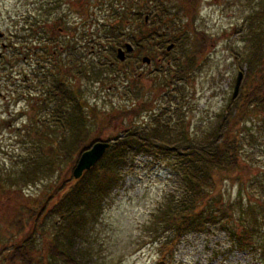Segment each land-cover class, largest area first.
Returning a JSON list of instances; mask_svg holds the SVG:
<instances>
[{"label":"trees","instance_id":"16d2710c","mask_svg":"<svg viewBox=\"0 0 264 264\" xmlns=\"http://www.w3.org/2000/svg\"><path fill=\"white\" fill-rule=\"evenodd\" d=\"M91 1L76 0L74 3L83 7L80 13L88 15L87 7ZM97 1L105 8L106 16L94 21L96 31L90 36L89 43L98 49L105 44L110 45L109 62L99 56L98 65L78 66L73 56L77 42L73 38L69 36L62 40V44L50 42L53 32L48 31L51 27L47 25V20L54 15L53 24L64 22L62 15L56 12L62 0L46 1L45 20L37 19L31 24L24 21L19 31L7 38V43H1L3 51L9 52L5 55L0 52L1 73L7 78L19 73L21 79L33 75L39 92L30 98L33 103H29V110L26 111L30 128L28 130L26 126L24 134L27 139L21 140V144L31 142V160L26 165L24 160L21 161L23 168L14 174L0 175V182L9 180L12 185L19 186V190L43 180L47 183L34 206L22 202L17 204L10 216L0 217L7 229L3 231L6 236L0 230V264H90V260L83 259L79 245L89 228L99 221L110 195L122 185L125 168L130 167L136 157L164 162L175 176L174 188L164 196L152 214L151 234L153 239L162 237L161 253L174 251L186 236H205L215 228L226 234L230 244L228 251H251L264 257V186L259 187L260 192L252 190L264 184V177L251 180L250 191L246 189L243 192L241 184L233 205L230 203L224 207L220 192L223 181L233 179L232 175L242 169L244 142H256L258 132L264 133L263 34H257L259 40L254 44L255 49L248 60L249 70L238 94L235 98L231 96L217 122L208 129L190 133L183 121L184 112L179 111V107L172 109L166 106L158 113H151V123L147 126L133 125L120 135L100 140L99 135L92 136L90 131L91 118H97L96 109L85 103L79 89L70 88L66 73L61 70L63 62L56 59L47 73L39 72L44 70L48 57L57 52L58 45H62L69 55L67 70L79 74L91 71L95 80H101V74L113 71V61H117L115 48L122 47L124 41L133 45V52L149 56L154 54L153 46L154 50H162L165 55L164 47L168 42L173 43L175 48L180 45L181 55L169 64L165 63L160 69L162 77L156 84V93L172 101L194 69V59L201 53L198 43H203V38L195 39L191 45L193 48L186 49V30L172 29L175 7L170 0H146L152 5L150 7L146 3L145 8L140 7V0H129L126 5L118 7L113 2L108 5V0ZM195 2L191 0V5L195 6ZM108 10L111 11L109 22ZM81 36L87 35L82 33ZM30 55H35L31 65H35L37 71L31 75L15 71L16 63L28 59ZM128 58L130 55H126V63L130 61ZM138 58H133V62H137L135 59ZM256 71L260 73L259 81L252 82L250 88H244L251 83L249 77ZM24 83L30 82L25 80ZM144 105L137 112L151 107V104ZM173 113L179 117L174 128L169 125ZM253 115L259 116L254 131ZM99 141L108 143V149L81 178L74 179L72 169L79 156ZM234 214L240 229L231 227ZM51 220L54 222L50 226L48 222Z\"/></svg>","mask_w":264,"mask_h":264},{"label":"rangeland","instance_id":"374dc122","mask_svg":"<svg viewBox=\"0 0 264 264\" xmlns=\"http://www.w3.org/2000/svg\"><path fill=\"white\" fill-rule=\"evenodd\" d=\"M46 1L49 0H0V33L3 35L0 37L1 53H9L3 51L1 43H7V38L11 33L19 31L24 21L31 24L37 19H46ZM62 1L56 12L62 15L64 22L53 24L54 15L47 20V25L51 27L48 31L53 32L50 42L62 44V40L69 36L73 38L74 42H77L73 56L78 66H88L90 63L98 65L99 56L109 62L110 45L105 44L102 49H98L96 46L91 47L89 43L90 36L96 31L94 21L97 18H105V8L97 0H92L86 15L79 12L83 7L74 3L76 0ZM118 1L108 0V5L113 2L115 7H118L129 2ZM195 1V6H192L191 0H170V4L175 7L172 29L186 30L189 38L186 49L189 51L193 48L191 45L193 41L195 43V39L202 37L204 40L203 43H198L201 53L194 59L193 71L181 84L178 93H173L175 100L169 101L157 94L156 84L162 77L160 69L165 63L169 64L181 55L180 45L176 48L173 45L168 55H163L162 50H154L153 46L154 59L147 65L142 63L141 57L135 59L137 62H133L134 57L130 56L129 62L126 63L127 59L123 61L124 65L116 58L117 61H113V71L101 74V80L93 79L91 71L79 74L74 70H67L69 55L64 52L62 45H58L57 56L54 55L50 59L48 57L49 61L43 66L44 70L39 72L47 73L48 67L56 59L63 62L61 70L66 73L65 78L68 79L70 88L75 91L79 89L85 103L96 109L97 118H91L90 131L92 136L99 135L100 140L120 135L133 125L147 126L151 123V113H158L166 106L172 109L179 107V111L184 112L183 121L190 133H193V130L208 129L217 122L218 115L230 102L238 73H242V81L247 74L248 60L255 49V42L259 40L257 34L262 33V38L264 36V0ZM148 2L140 0V7L145 8L146 3L151 7L152 4ZM151 9L153 10V7ZM110 14L111 11L108 10V22L111 21ZM168 32L172 34L171 30ZM82 33L87 36H81ZM125 42L129 43H123ZM170 44L173 43L168 42L164 50ZM33 56L30 55L28 59L16 63L15 71L24 75L37 71L36 66L31 65L34 64L35 55ZM157 58L161 59L160 62ZM17 74L7 78L0 68V175L3 177L23 168L21 161L24 160L26 165L33 154L31 142L21 144V140L27 139L24 130L26 126L29 130L30 125L26 111L33 103L30 98L39 92V85L33 75L21 79L22 75ZM258 77L260 73L256 71L249 77L251 83L246 84L244 88H250L252 82L257 83ZM25 80L30 83H24ZM20 95L21 98L18 99ZM150 104L151 111L143 109L137 112L142 105ZM133 112H137L136 115ZM87 113L91 115L88 110ZM178 118L173 113L169 125L175 126ZM252 118L254 131L259 116L253 115ZM28 138L31 140V137ZM255 141L244 142L242 146L241 154L244 159L240 173H234L233 179L225 180L221 184V203H224V207L230 203L233 205L241 184L243 192L246 189L250 191V181L264 177V133L258 132ZM124 171L122 185L112 192L99 221L89 228L79 245L83 259L90 260V264H264V257L259 253L228 251L230 244L227 243L226 234L215 228L205 236H186L176 245L174 251L171 249L168 254L161 253L159 247L162 237L153 239L151 234L152 214L164 196L174 188L175 176L164 162L146 157H136ZM46 181L20 187L21 190L9 180L1 181L0 217L3 216L4 219L10 216L17 204L22 202L34 206L35 200H38L45 190ZM262 186L264 184L255 186L252 190L260 192L259 187ZM244 196L246 197V194ZM53 222L51 220L48 225L51 226ZM231 223V227L240 229L236 214L233 215ZM4 224L0 220L1 233L6 236L3 234V231L7 230ZM171 254L172 256H169Z\"/></svg>","mask_w":264,"mask_h":264},{"label":"water","instance_id":"95a60500","mask_svg":"<svg viewBox=\"0 0 264 264\" xmlns=\"http://www.w3.org/2000/svg\"><path fill=\"white\" fill-rule=\"evenodd\" d=\"M145 21H147V17H145ZM123 46H124V49L122 48L116 49V58L119 61H124L126 54L131 53L133 51V47L130 43L125 42ZM172 47H173V44H170L166 47V50L170 51ZM149 62H150V59L148 57L145 56L142 58V63L147 65L149 64ZM241 80H242V73L239 72L235 80L232 98H235L236 95L238 94ZM0 96H1V93H0ZM108 147H109L108 143L99 141V142L94 143L86 151L82 152L75 166L72 169L73 178L74 179L81 178L84 172L90 170L100 160V158L104 155Z\"/></svg>","mask_w":264,"mask_h":264},{"label":"flooded vegetation","instance_id":"af4514ba","mask_svg":"<svg viewBox=\"0 0 264 264\" xmlns=\"http://www.w3.org/2000/svg\"><path fill=\"white\" fill-rule=\"evenodd\" d=\"M145 17H147V16H145ZM146 22H147V21H145V23H146ZM118 48H119V47H118ZM121 48H123V46H122ZM133 51H134V47H133ZM133 51H132L130 54H127V55L133 56L134 58H138V57L140 56L141 59H142L143 57L146 56V54H145L144 56H142L143 54L140 55L139 52H136V53H135V52H133ZM165 52H166L165 55H168V54H169V53H168L169 51H167L166 48H165ZM54 55L57 56V52H53V53L51 54V56L49 57V59H50V58H53ZM148 56H149V55H148ZM148 56H146V57H148ZM149 59H150V62H149V64H150L151 61H152V59H154L153 55H150V56H149ZM160 60H161L160 58H157V61H158V62H160Z\"/></svg>","mask_w":264,"mask_h":264}]
</instances>
